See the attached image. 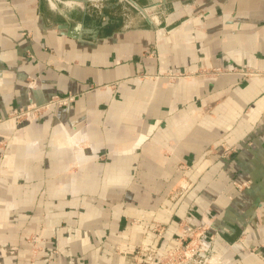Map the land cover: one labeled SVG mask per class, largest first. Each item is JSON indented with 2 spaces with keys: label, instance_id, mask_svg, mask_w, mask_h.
Masks as SVG:
<instances>
[{
  "label": "crops",
  "instance_id": "crops-1",
  "mask_svg": "<svg viewBox=\"0 0 264 264\" xmlns=\"http://www.w3.org/2000/svg\"><path fill=\"white\" fill-rule=\"evenodd\" d=\"M51 95L0 122V264H158L207 221L264 264V0H0V119Z\"/></svg>",
  "mask_w": 264,
  "mask_h": 264
},
{
  "label": "rangeland",
  "instance_id": "rangeland-1",
  "mask_svg": "<svg viewBox=\"0 0 264 264\" xmlns=\"http://www.w3.org/2000/svg\"><path fill=\"white\" fill-rule=\"evenodd\" d=\"M62 98L67 96L51 95L43 102L35 103L30 101L22 106L15 107L10 110L6 117L0 119L2 121H13L15 123H21L26 119L36 120L39 119L47 110L51 107L61 108L69 105L75 100L70 102H57L58 99L50 101L51 97ZM57 96V97H56ZM5 146L4 142H0V147ZM220 158L229 159L234 153V147L227 146L225 144L218 143ZM213 148V149H217ZM152 232L156 235V238H160L162 235L163 227L157 224L152 226ZM223 238L222 234L213 224L206 222L204 225L190 226L185 222H179L177 224V237L173 246L163 251L162 254L158 256V264H218L214 260L216 254L215 241ZM43 240L34 234L29 236L28 242L30 244V250L32 256L36 254L41 248L40 243ZM228 246H233L235 243H240L239 241H225ZM251 254L257 255L255 249L248 250ZM264 261V258H263Z\"/></svg>",
  "mask_w": 264,
  "mask_h": 264
},
{
  "label": "built area",
  "instance_id": "built-area-1",
  "mask_svg": "<svg viewBox=\"0 0 264 264\" xmlns=\"http://www.w3.org/2000/svg\"><path fill=\"white\" fill-rule=\"evenodd\" d=\"M189 74H191V73H189ZM185 75H188V73L187 74H185ZM55 96H53V97H51L50 99V101H52V100H55V99H58V98H54ZM57 97V96H56ZM73 100V96H67V97H62V98H59L58 100H57V102H59V103H62V102H70V101H72Z\"/></svg>",
  "mask_w": 264,
  "mask_h": 264
}]
</instances>
